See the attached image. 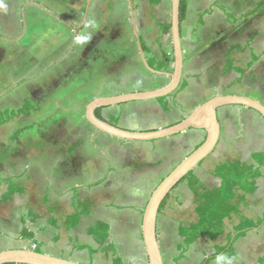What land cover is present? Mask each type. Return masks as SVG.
Masks as SVG:
<instances>
[{"label":"rangeland","instance_id":"374dc122","mask_svg":"<svg viewBox=\"0 0 264 264\" xmlns=\"http://www.w3.org/2000/svg\"><path fill=\"white\" fill-rule=\"evenodd\" d=\"M170 1L165 0V11L160 12V8L150 7L148 0H131L134 27L147 47H156L149 44L151 40L154 45V39L159 35L155 20L160 16L163 18L165 14L167 20H170ZM212 1L214 0H190L192 15L189 21L195 23L197 9H205ZM247 1L252 4L256 0ZM87 2L88 0H68L67 3L61 0H2L5 10H0V112L8 110L15 113L25 100H29L38 112L32 113L27 119L17 115L0 126V153L4 152L13 158L19 149H68L88 132H93L94 128L84 118V111L96 94L92 90L93 86L88 91L81 92L76 78L87 74L88 79L84 78L86 81L96 79L100 70H107L110 64L107 59L109 55L130 58L114 61L117 63L114 69L122 82L124 76L130 77L134 86L144 85L152 79L139 56L128 1L91 0L88 15L83 22V9ZM158 12L161 14H157ZM47 17L51 18L50 23L46 21ZM214 21L220 32L221 18ZM80 36L90 38L80 42L77 39ZM204 41L205 29L202 25L199 30V45L190 54L196 72L199 69L204 70ZM212 42L213 52L210 62L207 63L206 73L213 88L210 87L208 92L215 91L214 96L238 95L239 90L235 88L224 90L222 85L219 86L222 81V58L227 48L226 40L213 34ZM167 52L170 53L169 47ZM125 68L127 69L124 70ZM68 81L71 82V88H62ZM156 83L161 84L160 81ZM201 94L199 91L198 94L185 95L184 104L190 103L191 108ZM7 113L10 115V112ZM19 130H26L24 134L35 136L37 141H33L32 137L28 140L23 134L14 139V133ZM179 135L150 142H132L127 149L95 140L90 141L88 150L98 153H94L95 159L101 164L108 163L110 158L113 166L124 165L126 170L123 173L128 182L142 186H147L150 182L157 186L159 181L193 151L194 146L202 142L205 134L191 131L185 137H178ZM87 140L89 141V137ZM156 144L155 150H150ZM139 150H142V155L134 156ZM102 151L106 152V156H101ZM224 161L226 159L220 151L213 152L194 169L189 180H197L207 189L217 187L219 180L213 176V170L226 163ZM256 184L257 191L254 194L240 191L237 193L242 197L233 202L238 214L223 223L220 236L215 239L203 237L185 249L178 235V228L194 224L197 218L194 213V196L188 181L181 183L168 195L160 211L163 215L170 213L169 220H164L161 215L159 221L160 226L167 227V231L159 237L163 264H200L202 260L213 255L216 247L226 246L229 239L236 236L234 227L241 218L262 219L264 175ZM136 201L134 195L117 199L113 204L116 208L113 212L119 215L120 210L117 209L135 205ZM125 213L128 214L125 223L117 218L116 224L111 226V245L124 264H140L139 251L133 238L136 223L128 209H125ZM103 216L104 210L101 207L91 212V220L101 219ZM106 244L109 245L108 240ZM3 245L5 246H0V252L8 249L6 244ZM180 247H183V251ZM98 249L101 262L111 264V256H106L103 247ZM230 251L216 256L210 264H258V259L264 256V227L246 232L235 241Z\"/></svg>","mask_w":264,"mask_h":264},{"label":"crops","instance_id":"0c3cea01","mask_svg":"<svg viewBox=\"0 0 264 264\" xmlns=\"http://www.w3.org/2000/svg\"><path fill=\"white\" fill-rule=\"evenodd\" d=\"M186 2V19L180 29L183 52L181 83L186 84V88L176 97L172 96L164 101L150 100L103 108L100 112L103 119L113 123L115 127L131 132L159 130L178 123L194 108L216 97L213 95L215 91L208 92L213 86H210L209 76L206 73L207 63L210 62L213 52V34L220 36L227 43L222 58V81L219 86L222 85L224 90L235 88L239 90V94L233 96L249 98L264 106V6L253 15L244 17L255 10L260 3H264V0H256L252 4L247 0H214L205 9H197L195 23L189 21L192 5L190 0ZM158 8L161 9L160 12L165 11V0H162ZM224 11L229 14L231 21L226 18ZM160 12L157 14H161ZM240 17L243 18L240 19ZM217 18H221L220 32L215 26L214 20ZM46 21L52 20L47 17ZM33 22L40 26L35 20ZM168 23L166 14L163 18L160 16L155 20L159 35L154 39V45L151 44V40L149 44L156 46L157 51L152 49L153 47H147L142 38L148 50L147 60L155 67L164 65L168 60L163 58L164 54L167 57L169 55L168 41L161 40L158 26ZM202 25L205 29L204 70L199 69L196 72L194 60L190 54L199 45V30ZM187 54L190 56H186ZM107 59L110 62L107 70H100L96 79L86 81L87 74L76 78V84L81 92H86L91 89L90 86H93L95 98L113 97L157 90L165 87L170 81L168 77L170 73L162 70L160 72L163 75H154L147 71L152 75V79L144 85L134 86L131 78L126 76L122 82V78H118L114 69L117 66L114 61L130 60V58L109 55ZM226 61L229 62L230 67L239 71H244L251 62L252 65L246 73L241 75L233 71L224 72ZM156 81H160L161 84L158 85ZM71 86V82L68 81L62 88L69 89ZM199 91L202 94L195 105L190 108V103L184 104L185 95L191 96L193 93L198 94ZM185 109L188 111L185 112ZM217 119L220 136L214 152L220 151L226 159L224 162L249 164L254 154L264 157V120L256 112L239 106H227L217 110ZM191 131L204 133L199 130H189L178 137H185ZM23 135L28 140L32 137L33 141H37V138L31 134ZM112 139L114 138L94 129L81 139L84 142L82 149L73 152H70L69 148L44 151L26 148L16 150L13 158L1 152L0 178L3 184L0 188V246L6 244L8 247L6 250H28L30 246L37 245L42 253L52 257L79 264H106L101 262L100 249L88 232L97 222L106 223L110 226L108 241L112 244L111 226L116 224L117 218L125 223L128 215L125 209H128L133 219L130 218L136 223L133 238L139 251L140 264H148L142 241L141 223L144 208L156 185L148 182L147 186H142L128 182L123 173L126 167L113 166L110 158L107 160L108 163L101 164L96 161L95 154L98 153L88 150L90 141L110 143L123 149H127L128 145H131L129 143H132ZM155 147L157 144L150 150L154 151ZM105 154L106 152L102 151L101 156L104 157ZM138 155H142V150L135 152L134 156L139 157ZM121 159L123 160V157ZM261 174L264 175V168ZM10 183L21 189L22 193L14 194L8 201H3L2 195ZM128 195H134L137 199L135 205L117 209L120 210V214L116 215L113 212L116 209L113 207L115 200L124 199ZM98 207L103 208L104 216L101 219L91 220V212ZM161 215L164 220H169L170 213L163 215L160 212L157 217L156 235L159 247V237L167 231L166 226H160ZM23 227L33 234L31 240L22 237ZM89 250L94 253L90 255Z\"/></svg>","mask_w":264,"mask_h":264},{"label":"water","instance_id":"95a60500","mask_svg":"<svg viewBox=\"0 0 264 264\" xmlns=\"http://www.w3.org/2000/svg\"><path fill=\"white\" fill-rule=\"evenodd\" d=\"M131 24L143 67L154 75H163L161 72L152 70L143 54L138 32L134 27L132 16V3L127 0ZM91 0H88L85 10V21ZM180 0L170 1V41L172 47L173 71L168 74L169 83L160 89L122 94L113 97H98L86 105L84 118L86 122L97 132L106 134L114 139L127 142H150L167 137L182 134L189 130L203 131L204 140L199 147L193 150L181 160L171 172L165 176L152 192L142 215L141 234L148 264H163L160 247L157 241L156 224L159 208L164 199L176 188V186L195 168L208 158L215 150L220 136V128L217 119V110L227 106H239L256 112L264 120V106L260 103L244 97L237 96H216L194 108L183 120L178 123L151 132L124 131L117 127L110 126L99 120L95 111L100 108H107L131 102H145L159 100L173 94L180 86L183 72V52L179 24ZM83 24V23H82ZM81 24V26H82ZM0 264H79L70 260L56 258L44 253H37L33 250L15 249L0 252Z\"/></svg>","mask_w":264,"mask_h":264},{"label":"trees","instance_id":"16d2710c","mask_svg":"<svg viewBox=\"0 0 264 264\" xmlns=\"http://www.w3.org/2000/svg\"><path fill=\"white\" fill-rule=\"evenodd\" d=\"M63 3H67L68 0H61ZM150 7H158L162 4V0H148ZM264 6V3H260L257 8L247 14L244 17H249L253 15L257 10H260ZM85 8L83 9L84 12ZM187 13V2L186 0H180L179 4V24L180 29L183 22L186 19ZM226 18L230 20V16L228 13L224 11ZM243 17H240L242 19ZM231 21V20H230ZM159 31L161 40L168 41V47L170 49V53L168 57L164 54L163 58H167V62L164 65L155 67L149 63L147 60L148 50L143 44L142 36L138 32L141 48L144 56L146 57V61L148 66L157 72L162 70H166L169 73L173 71V58H172V47L170 41V25L159 24ZM252 62L248 65V67L244 71L236 70L229 66V62L226 61V66L224 72H235L243 75L246 71L251 67ZM164 66V67H163ZM186 88V84L181 83L179 88L170 96L159 99V101H164L170 99L173 95L183 91ZM40 103V102H39ZM38 102H36V105ZM103 108L97 109L95 111L96 117L105 122L106 124L115 127L113 123L107 122L103 119L101 115V111ZM10 112V115L7 113ZM38 112V109L34 107V105L29 101L25 100L21 108L18 111L11 112L8 110H4L0 112V126L5 125L8 121H10L15 116H22L27 119L32 113ZM8 114V115H7ZM184 119V118H183ZM182 119V120H183ZM30 129V128H28ZM26 129V130H28ZM26 130H19L14 133V139L21 134L27 132ZM204 140V137H203ZM202 140V142H203ZM201 142V143H202ZM199 143L194 150L201 145ZM83 147V142L80 140L73 144L69 149L70 152H73L77 149H81ZM200 165V164H199ZM264 168V157L260 154H254L251 156L250 163L245 164L241 162L234 163H222L216 166L213 170V176L219 180V184L217 187L213 189L204 188L199 184L197 180H189L193 171L189 173L177 186L176 188L183 182L188 181V186L190 191L194 196L195 208L194 213L196 215V222L188 227H179L178 235L182 239V245L185 249H188L194 243H196L199 239L206 237L208 239H215L221 235L223 229V223L226 220H230L233 215L238 214L237 207L233 204L235 200L242 199L241 196H238V192H242L244 194H254L257 191V180L261 178V169ZM190 177V178H189ZM161 181H159L160 183ZM158 183V184H159ZM3 180L0 178V188L2 187ZM22 190L18 187H15L13 184H8L6 192L2 195L3 201H8L14 194H21ZM168 197V196H167ZM164 199L162 202L159 212L160 213L163 205L165 204ZM239 197V198H238ZM81 215H79L80 217ZM261 227H264V217L262 219L251 220L247 218H241L237 225L234 227V231L236 236L233 239H229L227 245L224 247H216L214 249V253L211 257L202 260L200 264H210L214 258L222 253L231 252V248L236 240L243 237L246 232L255 231ZM110 226L103 222H97L92 228H90L88 235L93 238L98 248L103 247V252L106 256H111V264H123L120 257L117 256L114 247L109 244L105 245V242L110 238ZM22 237L31 240L33 238V234L25 227L22 229ZM36 248L33 250L37 253H42L40 247L35 245ZM183 247L179 249L183 251ZM80 249V248H78ZM30 250V249H28ZM94 252L89 250V254L92 255ZM258 264H264V256L258 259Z\"/></svg>","mask_w":264,"mask_h":264},{"label":"clouds","instance_id":"9594fccd","mask_svg":"<svg viewBox=\"0 0 264 264\" xmlns=\"http://www.w3.org/2000/svg\"><path fill=\"white\" fill-rule=\"evenodd\" d=\"M0 10H5V6L3 5L2 3V0H0ZM90 37H86V36H80V37H77V39L80 41V42H84L85 40L89 39Z\"/></svg>","mask_w":264,"mask_h":264},{"label":"built area","instance_id":"2783aa9c","mask_svg":"<svg viewBox=\"0 0 264 264\" xmlns=\"http://www.w3.org/2000/svg\"><path fill=\"white\" fill-rule=\"evenodd\" d=\"M36 248L35 245L30 246V250H34Z\"/></svg>","mask_w":264,"mask_h":264},{"label":"flooded vegetation","instance_id":"af4514ba","mask_svg":"<svg viewBox=\"0 0 264 264\" xmlns=\"http://www.w3.org/2000/svg\"><path fill=\"white\" fill-rule=\"evenodd\" d=\"M175 189H176V188H175ZM175 189H174V190H175Z\"/></svg>","mask_w":264,"mask_h":264}]
</instances>
